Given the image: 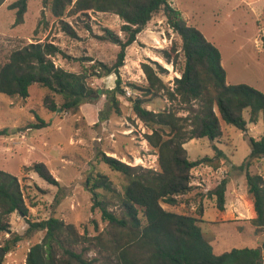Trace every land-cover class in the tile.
I'll list each match as a JSON object with an SVG mask.
<instances>
[{
  "label": "rangeland",
  "instance_id": "374dc122",
  "mask_svg": "<svg viewBox=\"0 0 264 264\" xmlns=\"http://www.w3.org/2000/svg\"><path fill=\"white\" fill-rule=\"evenodd\" d=\"M13 0L0 5V64L19 46L32 41H53L72 59L61 55L53 57L54 63L67 70L80 72L94 60L112 63L118 46L100 35L108 28L124 37L122 21L111 12H91L68 15L62 18L75 29L78 38H71L60 29L58 18L51 14L42 0H29L23 23L14 25L15 11L7 6ZM188 24L197 27L220 51L226 83H246L264 93V0H170ZM178 36L167 25L164 15L156 13L136 40L126 48L124 65L120 68L123 92L116 93L117 112L107 108L108 99L103 94L95 102L84 103L78 110L51 111L43 105L46 88L37 84L29 87L26 98L9 97L0 93V170L16 175L28 206L27 216L14 212L10 215L9 231L0 232V252L11 233L25 235L16 244L9 243L10 251L1 253L3 264H25V253L30 245L39 242L43 231L26 235L27 219L40 220L49 216L73 223L79 233L94 236L107 228L100 211L91 209L92 194L85 185L90 173L106 174L117 191H121L123 176L112 171L98 158V152L115 157L129 165L157 167V154L144 138L151 128L139 119L132 109L130 97H143L133 85L143 86L147 80L141 69L142 62L156 61L166 72L161 74L165 84L172 89L179 73L171 63L160 57L163 49L169 50ZM80 57L93 60L80 61ZM78 59V60H77ZM117 75L90 77L94 88L113 89ZM59 105V96L55 95ZM144 107L153 111L171 108L178 115L196 111L198 104L185 105L171 101L165 93L147 97ZM107 108V109H106ZM108 111L106 119H100L101 111ZM110 111V112H109ZM36 116L48 122L40 128H27L38 122ZM247 130L222 123V135L210 140L207 137L190 139L184 143L189 159L213 157L211 164H202L192 171L193 189L178 197L176 205L161 203L165 209L194 215L200 218L198 225L216 254L233 248L256 247L264 242V229L256 228L251 219L255 216L251 197L247 193L244 172L236 168L250 152L249 138L264 135V117L249 121V110L243 111ZM217 151L222 154L215 156ZM44 162L59 186L41 179L35 172L24 170L33 162ZM251 173L264 177V158L256 159L249 167ZM223 177L228 179L224 210L216 208L215 198L206 196ZM61 197L55 203V196ZM202 210L201 214L199 210ZM110 209L120 212L117 199H110ZM84 258L93 264H109L113 260L110 251L100 244H83ZM263 263H264V250ZM61 255V252H59Z\"/></svg>",
  "mask_w": 264,
  "mask_h": 264
},
{
  "label": "trees",
  "instance_id": "16d2710c",
  "mask_svg": "<svg viewBox=\"0 0 264 264\" xmlns=\"http://www.w3.org/2000/svg\"><path fill=\"white\" fill-rule=\"evenodd\" d=\"M5 0H0V5ZM29 0H13L7 8L15 11L14 25L23 23ZM49 6L51 14L58 18L60 29L71 38H78L72 25L62 17L91 12H111L122 21L121 38L113 30L104 28L100 38L116 44L115 60L108 64L94 60L83 66L80 72L67 70L54 63L53 57L61 55L72 59L53 41H32L12 50L0 64V93L9 97L26 98L29 87L37 84L46 88L43 105L51 111L59 108L65 112H75L84 103L95 102L101 95L108 99L107 108L118 112L117 92H123L120 68L124 65L126 48L131 45L151 18L161 12L168 27L177 34L179 43L174 42L169 50L163 49L160 57L171 63L179 73L170 89L161 74L166 69L156 61L142 62L141 69L146 84L137 86L142 96L151 97L165 93L171 101L190 105L197 103L196 111L183 116L177 111L165 108L153 111L144 107L146 98L135 97L132 109L144 121L151 132L144 135L148 145L155 149L157 167L129 165L115 157L98 152V158L112 171L123 176L121 191H117L112 180L102 172L90 173L85 185L92 194L91 209H98L107 228L94 236L79 233L73 223L49 216L40 220L27 219L26 235L43 231L39 242L30 245L25 253V264H93L84 258V250L76 247L83 244H100L110 251L113 260L109 264H264V242L256 247L233 248L220 254L213 251L211 243L204 237L198 225L200 218L165 209L161 203L176 205L178 197L192 191V171L202 164H211L213 157L203 156L191 160L184 147L190 139L207 137L210 140L222 135V123L238 130H247L243 116L249 110V121L256 122L264 117V93L246 84L226 83V73L221 64L219 49L195 26L190 25L181 12L172 6L170 0H42ZM264 47V36L261 37ZM78 60V59H77ZM80 61L93 60L80 57ZM115 73L117 78L113 89L94 88L90 77H103ZM59 96V105L55 99ZM106 108V109H107ZM108 111L100 112V119H106ZM110 112V111H109ZM38 122L29 123L27 128L40 129L48 125L36 116ZM1 129L0 134H5ZM250 152L236 166L244 172L247 193L251 197L255 216L252 224L264 229V177L251 173L249 167L258 158H264V135L249 138ZM222 154L217 151L216 157ZM24 170L35 172L49 184L59 186L58 181L42 162L24 166ZM228 179L223 177L217 185L207 191L206 196L215 198L216 208L224 210ZM117 199L120 212L110 209V199ZM61 197L56 194L55 203ZM17 212L27 216L19 178L0 170V232L9 231L10 215ZM202 212L201 208L199 210ZM10 239L2 247L10 251L13 245L25 235L11 233ZM61 252V255H59ZM0 264L3 259L0 255Z\"/></svg>",
  "mask_w": 264,
  "mask_h": 264
},
{
  "label": "water",
  "instance_id": "95a60500",
  "mask_svg": "<svg viewBox=\"0 0 264 264\" xmlns=\"http://www.w3.org/2000/svg\"><path fill=\"white\" fill-rule=\"evenodd\" d=\"M59 110H60V109H59ZM2 252H3V251L1 250L0 255H1Z\"/></svg>",
  "mask_w": 264,
  "mask_h": 264
}]
</instances>
